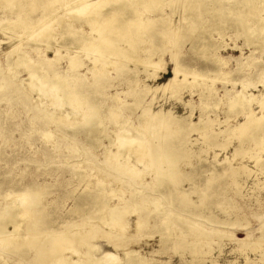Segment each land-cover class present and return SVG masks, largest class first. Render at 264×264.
<instances>
[{
    "label": "rangeland",
    "instance_id": "1",
    "mask_svg": "<svg viewBox=\"0 0 264 264\" xmlns=\"http://www.w3.org/2000/svg\"><path fill=\"white\" fill-rule=\"evenodd\" d=\"M81 1L85 0H72L73 4L70 2L63 9L56 11V13L67 12L72 6L79 4ZM88 1L91 2V0ZM178 1L177 4L172 6L164 5L161 9L153 12H149L147 8L139 12L143 22L144 20L145 22L148 20H153L154 22L147 29V37L142 40L138 49L133 52L132 57H151L152 60L158 61V57L161 56V63H159L161 66L155 69L154 74L152 73L154 69L150 70V67H146L141 60L132 61L131 58L130 60L128 57L131 56H127L125 52H115L111 54L112 56H106V60H97L98 62H95V64L100 67L95 68V72L92 69H87L88 65L92 68L95 65L94 62L84 57L82 53L79 54L81 57L79 60L82 65L80 64L77 71L84 73V77L88 82H92L94 74L103 81L102 86H93L91 90L94 92L90 93L93 96L96 95L95 97H97L99 106L100 108L102 106L103 111H109V109L105 108L106 104L111 105L108 101V96H111L117 90L121 91L120 98L123 99V102L119 103L120 105L118 104L121 106L120 113L125 117L130 115L128 119L134 125L138 123L135 115L141 113L145 104L150 105L151 111H157L160 108L164 111L170 110L174 116L182 118L180 119L181 122L186 123L185 117L190 113L191 108L190 105L188 106L184 103L191 102L196 106L201 100V94L203 92L206 94L207 90L205 88L194 86L195 81L191 82L192 85L184 86L180 93L177 94V97L170 95L166 90L155 88L156 85L166 83L173 76L172 68L174 62L170 59L167 51H160L162 43H165V41L168 43L173 42L172 44L178 40L181 41L180 51L174 57L176 61L188 62V64L195 67L198 65L200 67V65L205 63L211 64L208 57H202L199 53L190 49L192 38L198 36L197 30L192 35H187L185 42L183 41L185 36L181 35L178 30H176L175 35L161 40V30L164 28L161 23L163 18L170 19L171 25L175 27L185 24V20L182 19L185 9L181 5L178 6ZM206 1L205 5L211 2V0ZM228 1L236 3L237 0H220L222 3H228ZM119 2L120 0H106V3L104 1L102 6H100L101 9L99 8L101 10L100 13H104L105 9L115 8ZM151 2H147L148 6H150ZM95 4L97 5V3ZM237 6L234 4L231 8H236ZM4 14V11L0 9V15ZM41 26L38 24L35 29H40ZM101 27H106V23ZM27 29L32 32V29ZM78 29L85 35L91 33L87 26ZM1 31L0 41L3 40V42H0V46H2L0 49L2 50L8 45V37ZM24 32L23 30L18 31L19 34L17 35H19L20 39L25 36ZM213 33L214 37L218 35L216 37L218 41L223 42L219 49V54L229 59L230 72H228V75L230 76L226 82L215 81L216 84L214 83V85L217 91L216 94L213 93V101L211 100L212 103H215L214 107L209 108L206 105L208 110L204 114H200L199 106L194 107L190 120L198 123L201 115L205 118L211 117L215 119L212 128H216L225 125V122L219 124V121L222 122L230 113L226 108V100L228 96L233 94V91L228 95L223 94L225 93L224 89L229 87L232 80H240L243 77L254 78V80L263 79V84H259L257 87L248 86L246 89V92H251V97L254 98L251 101L253 109L259 110V104H261L258 103L261 98L259 95L264 89V52L259 49L248 55L253 50V47L249 50L250 47L244 45V40L240 34L230 28H225L221 34ZM91 37L94 38L93 35ZM49 40V37L41 39L38 42V46L34 47V49L36 48L40 53L45 49V53L48 56H53L52 49L48 48ZM70 46L69 50L62 49L61 61L56 65L58 67L56 68L57 71L61 70L60 72H63L66 69V65L70 62L65 56L67 52L71 51L73 53V50L77 48L74 44ZM238 46L241 48H238ZM1 50L0 85H4L5 88L0 89V207L4 203L15 199L19 192L25 190V193H33L32 201L39 203L45 210L41 217L51 222L49 227L51 231L56 232L61 229L74 232L76 229L84 231L88 226V224L79 223L82 219V211L80 209L69 211V207L73 204L74 196L86 187L87 190L89 188L93 190L100 189L107 193L106 200L109 201V204H121V202L124 204V199L133 197L135 199V195L138 194V197L144 200V209H141L140 212L145 218L146 227L140 230L141 234L139 233V237H136L139 242L135 245L141 248L143 252L156 250L155 258L161 263L210 264L209 261L214 258L219 264H246L247 259L249 264H264V173L258 169L254 159L246 154H236L234 152V145L239 144L236 139L232 140V143L228 146L222 147L218 144H212L204 135V130L191 131L189 134V139L191 140L184 144L183 151L179 154H174V157L171 155L172 160L164 156L160 159L161 162H164H162L163 166L161 168H164L163 170L165 171H162L161 174L159 173L158 177H155L156 173L153 168L148 167L149 159H146L147 155L143 157L139 150L130 151L132 154L125 156V159H127L125 161L130 163L140 156L142 160L137 161V159L135 164H132L134 165L133 169L137 173L134 171H118L115 167L106 165L105 156L107 152L109 153L107 150L116 152V147L122 142L117 140V138L123 136V133L119 132V127L108 124L106 135L100 136V145L89 148L82 127H78L75 123L84 122L91 108L79 105L81 102L76 96H73L76 100L68 99L65 100L66 103L64 104L65 101L62 100V94L60 92L55 93L56 91L49 89L45 81L44 85H41L39 89L40 92L35 89H32L33 92L32 90H29V92L23 91L24 87H27L26 81H22L27 76V70L22 66L24 64L17 65L19 71H17L15 77L12 76V72L8 71L4 66L5 56H3ZM77 50L79 51L80 48ZM33 52L35 51L28 52L29 61L35 62L39 58L40 53L35 54ZM92 54L90 55L93 56ZM250 69H253V73L246 76L245 74L249 73ZM218 71L216 69V71H210L207 74L214 77L219 74ZM258 72L261 73L260 76L257 75ZM180 76L182 78V75ZM130 85L135 89H141L144 85L151 86L144 97L142 95L141 97L135 96L141 98L143 100L142 103L131 104L134 100V95L130 92L127 93ZM241 86L243 87L239 83L236 87L240 90ZM46 87L48 91L43 92L42 90L46 89ZM123 90L125 93L122 92ZM96 91H100L104 95H98ZM38 95L42 98V103L38 102L36 98ZM55 96L56 98H54ZM218 98L221 100H218ZM58 109L60 111H57ZM46 110L47 112H62L64 114L63 122L56 124L48 120L46 116L42 117L40 112L44 113ZM230 115L232 116L228 119L230 124L242 121L244 118L241 113L236 114V116L231 113ZM100 116L98 115V117ZM104 121L107 122V120ZM200 124L198 123V125ZM151 130H157L160 136H164L167 132L162 128L159 129V126H154ZM176 130V125H169L168 136L170 133L174 135ZM207 130L206 132H208ZM50 131L53 136L50 139H46L45 134ZM144 136L150 138L151 135L148 133ZM109 138L115 140L117 146L112 145L109 142ZM223 138L222 135L217 136L219 141ZM249 144L250 146L252 145V148H255L252 151L258 148L251 142ZM249 144L247 141L242 142L244 146ZM82 150H85L86 156L81 154ZM260 154L264 155V148L262 152L260 151ZM240 163L246 165L249 173L240 174V169L237 167ZM81 169L85 173L81 179H78L74 172ZM129 173L134 174V176L131 177ZM169 173L171 175L174 173L178 179L172 183L168 182L169 180L166 178L169 177ZM153 176L155 177V179L153 178L155 180L154 183L162 182L158 188L151 187V184H143L144 181H150ZM21 186H26V188ZM137 188L142 189L144 192L140 191L137 193ZM158 198L162 203H160L162 205L160 210L162 211L156 209L157 207L152 203L153 199L158 200ZM123 204H121L120 209L124 208ZM136 217V213L133 212H126L124 215L130 226H133L130 229L134 233H136V229H134ZM163 218L165 221L161 222ZM65 221H69L66 230L61 225ZM165 227L166 232L167 229L170 231L168 235L170 237L162 240L160 236H162V229ZM107 228L109 229V227ZM111 231L113 232L112 236L104 238L103 233L106 232V228L100 226V231L95 236L99 238H93L96 239L94 241L100 242L103 249L108 251H113L105 241L114 237V231L112 229ZM172 232L173 234L175 233L174 236ZM62 233L67 234V232ZM71 235L74 234L71 233ZM119 237L115 236L117 239ZM240 240L246 241L248 244L239 246ZM19 244L18 248L0 247V257L10 261L11 257L15 258L13 253L17 249H29L26 242H20ZM82 249L83 246L79 250ZM70 252L71 250L68 248L66 253ZM119 254L122 256V253ZM25 258L17 257L16 260L12 261L11 259L8 262L10 264H34V262L30 261L31 258L29 260ZM262 258L263 261H261ZM161 263L157 262L156 264Z\"/></svg>",
    "mask_w": 264,
    "mask_h": 264
},
{
    "label": "bare ground",
    "instance_id": "2",
    "mask_svg": "<svg viewBox=\"0 0 264 264\" xmlns=\"http://www.w3.org/2000/svg\"><path fill=\"white\" fill-rule=\"evenodd\" d=\"M87 1L88 0L81 1L79 4L72 6L68 11L66 10L67 12L63 11L64 13L57 14L56 11L63 9L72 2V0H0V9L5 13L4 15H0V29L5 36L8 37V45L5 49H0L3 56H5L4 66L8 71L12 72V76L15 77L17 71H19L17 65L20 66L21 63L24 64L22 66L27 70V76L22 81H26L27 87H24L23 91L29 92V90L35 89L40 92L39 89L41 85H44L45 81L49 89H53V91H56L55 93L60 92L62 94V100L72 99L74 101L75 98H73V96H76L81 102L79 105H84L85 108H91L84 122L75 123L78 127H82L89 148L100 145V136L106 135V127L108 124L118 126L119 132L123 133V136L120 135L121 138H117V140L122 142L117 146L115 140L111 139L112 137L109 138V142L117 146L116 152L107 150L109 153L107 152L105 156L106 165L115 167L118 171H134L137 173L133 169L134 165L132 164H135L137 159V161H140V156L131 163L125 161L127 160L125 156L131 155L132 153L130 151L139 150L143 154V157L147 155L146 159H149L148 167L153 168V171L156 173L155 177H158L159 173L161 174L162 171H165L163 170L164 168H161L163 166V161L161 162L160 159L163 158V156L167 159H171V155L174 157V154H179L183 151L182 148L184 144L191 140L189 139L191 131L204 130V135H206V138H208L212 144H218L222 147L228 146L232 143V140L236 139L239 144L234 145V152L236 154H246L254 159L258 169L264 173V155L260 154V151L262 152L264 148V89L259 95L261 98L259 99L257 97L259 99L258 103H261L259 104V110L253 109L251 104V101L254 99L251 97L252 93L246 92L248 86L257 87L259 84H263L262 78L254 80V78L249 79L248 77H243L240 80L232 81L230 79L231 82L229 87L224 89L225 93L223 95H228L233 91V94L227 97L226 108L231 114H235V116L241 113L244 116L242 121L232 122L230 124V120H228L232 117L230 113H228L222 122L219 121V124L225 122V125L216 128H212L215 119L211 117L205 118L201 115L198 122L201 123L200 125H198L196 121L193 122L190 120L194 107L199 106L200 114H204V112L208 110L206 105L209 108L214 107L215 103H212L211 100L213 101V93L216 94L217 91L214 85L215 81L226 82L230 76L228 75V72H230L228 66L229 59L219 54V49L223 45V42L218 41L216 38L218 35L214 37L212 35L213 32L221 34L225 28H230L240 34L244 40V45L250 47L249 50L253 47V50H251V53L248 55L253 54L259 49L264 52V0H237L236 3L232 1L222 3L220 0H211V2L206 5V0H120L115 8L105 9V12L102 14L100 13V6H102L104 1L106 3V0ZM149 1H152L150 6H148L149 4L147 3ZM177 1L178 6L181 5L185 9L182 16V19L185 20V24L175 27L171 25L170 19L163 18L161 23L164 28L161 30V40L175 35L176 30H178L181 32V35L185 36L183 39L185 42L186 36L192 35V33L197 30L198 36L192 38L190 43L192 46L190 49L191 51H196L202 57H208L211 64L205 63L200 65V67L199 65L195 67L188 64V62L184 63L181 62V60L178 62L174 57L175 54L180 51L181 41L178 40L174 42V44H172L173 42L168 43L165 41V43H162V49H160V51H167L170 55V59L174 62L172 68L173 76L168 79L166 83L158 84L155 88L166 90L170 95L177 97V94L180 93L184 86L192 85L191 82L195 81L196 83H194V86H202L203 89L205 88L207 90L206 94L204 92L201 94V100L196 106L191 102L184 103L185 105H190L191 108L190 113L185 117L186 123L181 122L180 119L182 118H177L170 110L164 111L160 108L157 111H151L150 105L145 104L141 113L135 115L138 119V123L134 125L132 121L128 119L130 115L125 117L120 113L121 106H119V103H122L123 99L120 98L121 91L119 92L117 90L111 94V96H108V101L111 105L106 104L105 108L109 109V111H103L102 106L101 108L99 106L97 97H95L96 95L93 96L90 94L94 92L91 88L93 86H102L103 81L94 74L92 82H88L84 77V73L77 71L80 64L82 65L79 60L81 58L79 54L82 53L84 57L90 59V61L92 60L95 64V62L102 61L112 53L119 51H121V53L125 52L127 56H131L128 58H131L132 61L141 60L145 63L146 67H150V70L154 69L152 71L154 74L155 69L161 66L159 64L161 63V56L158 57V61L152 60L151 57H132L133 52L138 49L139 44L147 37V29L152 26L154 22L153 20H148L147 22L144 20L143 22L139 12L144 8H147L149 12H153L161 9L164 5L172 6L177 4ZM73 3L74 2L71 4ZM95 3H97V5ZM234 4L238 6L236 8H231ZM59 15L60 17H58ZM104 23H106V27H101ZM38 24L42 25L41 28L35 29ZM84 26L89 28L91 31L90 34L85 35L78 29ZM76 27L77 29H75ZM27 28L32 29V32ZM20 30L25 31V36H22L21 39L19 35H17L20 33H18ZM92 35L94 38L91 37ZM45 37L50 38L48 48L52 49L53 56H48L45 53V49H43L41 53L37 51L36 48L34 49V47L38 46V42L41 39H45ZM0 42H3V40ZM71 44H74L77 48L73 50L74 54L71 53V51L67 52L65 57H67L70 62L66 65V69H64L63 72H60L61 70L57 71L56 68L58 67H56V65L61 61L62 49L65 48L69 50ZM26 48L28 49L26 50ZM79 48L80 50L78 51L77 49ZM238 48L241 47L238 46ZM84 50L86 51L84 52ZM30 51H35L33 52L35 54L40 53L39 58L36 59L35 62L29 61L28 52ZM98 66L99 65L95 64L90 68L91 66L89 67L88 65L87 69H92L93 72H95V68ZM214 67L219 70V74L211 77V75L207 73L216 71ZM251 73H253V69H250V72L245 75L247 76ZM258 73L257 75L260 76L261 73ZM180 75H182V78ZM113 82L112 80V84ZM239 83L243 85L240 90L236 87ZM131 86L132 85H130L127 90V93L130 92L134 95V100L131 104L138 102L142 103L143 100L135 96L141 97L142 95L144 97L151 86L144 85L141 89H135ZM47 87L42 91L47 92ZM3 88H5L4 85H0V89ZM96 92L98 95H104L100 91ZM122 92H124V90ZM39 95L36 98L39 103H42V98ZM56 96L54 98H56ZM93 98L95 99L93 100ZM218 100L221 99L218 98ZM65 103L66 101L64 104ZM57 111L60 110L58 109ZM40 113L42 117L46 116L48 120L56 124L62 123L64 120V114L62 112H47L46 110L44 112L45 114L43 112ZM98 115L101 116L98 117ZM104 120H107V122ZM173 124L177 127L176 133L174 135L170 133L168 136L169 125L171 126ZM154 126H159V129H164L167 131L166 134L160 136L157 130H151ZM206 130L208 132H206ZM148 133L151 135L150 138L144 136ZM219 135L224 137L221 141L217 139ZM52 136L53 133L51 131L45 134L46 139H50ZM243 141H247L248 144L251 142L258 148L252 151L255 148H252L250 144L247 146L242 145ZM81 154L86 156L85 150H82ZM237 167L240 169V174L249 173L245 164L240 163ZM149 171L151 170L149 169ZM84 173L85 171L81 169L74 172V175L78 179H81ZM129 174L131 177L134 176L132 173ZM139 174L141 173L139 172ZM155 177L153 176L150 181H144L143 184H151V187L158 188L162 182L154 183L155 180H153V178L155 179ZM166 179L169 180L168 182L172 183L174 180H177L178 177L174 173H172V175L169 173V177ZM21 187L26 188V186ZM86 188L74 196L73 204L69 207V211L73 209H80L82 211V219L79 223L88 224L84 231L81 229H76L74 232L63 231L61 229L56 232L51 231L49 228L51 222L41 217V214H43L45 210H43V207L40 206L39 203L32 201L33 193H25V190L18 194L16 193L15 199L8 203H4L0 207V247L18 248L20 242H26L29 246V249H17L16 252L13 253L15 258L11 257L10 261L11 259L12 261L16 260L17 257L21 259L27 257L28 260L31 258L30 261L34 262V264L161 263V261L155 258L156 250L143 252L141 248L135 245L139 242V239L137 240L136 237H139L138 234L140 230L146 227L145 218L140 212L141 209H144V200L138 197L137 194L135 195V199L134 197L131 199H124V204L121 202L124 208L120 209V206H122L121 204H109V201L106 200L107 193L100 189L93 190L89 188L87 190ZM140 191L144 192L142 189L137 188V193ZM159 198L158 200L153 199L152 203L157 207L156 209L162 211L160 210V206L162 205H160L161 201ZM126 212L136 213L137 217L134 224L136 233L131 231L130 228H133V226H130L129 222L124 218ZM163 221H165L164 218L161 222ZM68 224L69 221H65L62 222L61 225H63L66 230ZM100 226L106 228V232L103 233L104 238L112 236L113 232L111 229L114 231V237L105 240L113 251L103 249L99 241H94L96 239L93 238H97L95 236L100 231ZM107 227H109V229ZM162 231L163 234L160 236L162 240H165L166 237H170L168 236L170 231L167 229L166 232V227L162 229ZM62 232H67V234H63ZM71 233L74 235H71ZM116 235L120 237L117 239L115 238ZM145 243L147 242L145 241ZM247 244L248 243L243 240L239 242V246ZM82 246L83 249L79 250ZM72 247L73 249H71ZM68 248L71 250L70 253H66ZM119 253H122V256ZM247 260L246 264H249ZM8 261L0 257V264H10V261ZM261 261H263V258ZM209 263L219 264L214 258H212Z\"/></svg>",
    "mask_w": 264,
    "mask_h": 264
}]
</instances>
